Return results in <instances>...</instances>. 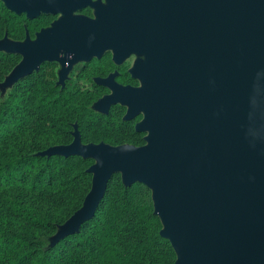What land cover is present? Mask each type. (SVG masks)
Here are the masks:
<instances>
[{
    "label": "water",
    "instance_id": "1",
    "mask_svg": "<svg viewBox=\"0 0 264 264\" xmlns=\"http://www.w3.org/2000/svg\"><path fill=\"white\" fill-rule=\"evenodd\" d=\"M0 1L30 20L65 18L6 52L29 74L107 51L117 63L146 57L132 71L142 87L113 75L100 81L111 91L100 100L104 113L121 105L125 120L143 116L135 130L145 146H84L74 133L48 152L95 161L70 233L94 217L119 173L125 185L152 191L176 264H264V0H106L116 8L94 5L96 20L70 18L92 0Z\"/></svg>",
    "mask_w": 264,
    "mask_h": 264
},
{
    "label": "trees",
    "instance_id": "2",
    "mask_svg": "<svg viewBox=\"0 0 264 264\" xmlns=\"http://www.w3.org/2000/svg\"><path fill=\"white\" fill-rule=\"evenodd\" d=\"M82 14L90 15L87 9ZM54 21V15L27 19L0 1V40H33ZM21 60L18 53L0 52V85ZM55 70L43 63L4 100L0 94V264H176L152 191L141 183L125 185L119 173L109 180L92 219L48 242L83 208L95 165L93 159L50 150L70 145L74 133L84 146L146 145V134L135 130L141 115L125 120L124 106L113 105L106 113L93 108L108 95L92 78L116 70L109 54L62 85L56 84ZM115 80L137 85L124 70ZM80 81L93 89L85 90Z\"/></svg>",
    "mask_w": 264,
    "mask_h": 264
},
{
    "label": "rangeland",
    "instance_id": "3",
    "mask_svg": "<svg viewBox=\"0 0 264 264\" xmlns=\"http://www.w3.org/2000/svg\"><path fill=\"white\" fill-rule=\"evenodd\" d=\"M98 1L100 0H92L89 6L86 8L89 11L90 15L82 14V11H79V12H76L70 15V18L80 19V20H84V19L96 20V17L94 15V10L92 9V5L97 3ZM103 5L106 8V10H111V9L116 8V7L110 6L106 2V0H104ZM54 17H55V21L50 28H52L56 23H59L65 19L62 15H54ZM35 39L30 40V41H35ZM24 43L25 42H14L10 40L9 38L4 37L3 39L0 40V52H5V53L10 52L13 48L22 46ZM108 53L111 56H113V52L109 51ZM145 60H146V57L143 54L133 53L129 56L126 62H128L131 68H133L136 63L144 62ZM21 61L17 66L13 68V70L8 74V76L5 77L3 83L0 85V94H1L2 100H4L7 97V95L10 93V91L13 89V87L17 84L19 80H21L22 78H24L26 75L29 74L28 72L30 69H22ZM46 63L54 64L56 66V70H55L56 84L62 85L65 82L74 80L76 73L79 72L81 66L85 63V60H75V64L71 68H69V70L66 71L63 78H61V74L64 72V69L60 62L52 61V62H46ZM37 70L38 68L36 70H33L32 73L36 72ZM137 82H138V88L143 86V83L140 80H138ZM84 86L87 87V85H84ZM110 94L111 93L107 95H110ZM101 101H99L98 103L94 105V110L98 113H104V111L100 108ZM72 230H74V228L70 225L68 221L65 225H63L62 227L58 229L55 236L52 237L50 240H48V242L53 243L56 240L63 237L64 235L70 233Z\"/></svg>",
    "mask_w": 264,
    "mask_h": 264
},
{
    "label": "flooded vegetation",
    "instance_id": "4",
    "mask_svg": "<svg viewBox=\"0 0 264 264\" xmlns=\"http://www.w3.org/2000/svg\"><path fill=\"white\" fill-rule=\"evenodd\" d=\"M103 2H104V0H100V1H98L97 3H95V4H93L92 5V9L94 10V15H95V17H97V11H96V9H95V7H94V5H96V4H100L105 10H106V8L104 7V5H103ZM86 9V8H85ZM84 10V9H83ZM82 10V11H83ZM109 11L110 10H106V12L109 14ZM109 51H107V52H105L103 55H101L100 57H93V58H90V59H86V58H83V59H75V60H85V63L81 66V68H80V70H79V72H77L76 73V75H75V77L82 71V70H84L85 68H86V66H92V62L94 61V60H96V61H98V60H101L106 54H109L108 53ZM133 54V53H132ZM110 55V54H109ZM131 55V54H130ZM130 55H128L126 58H124L121 62H119V63H117V62H115V56L113 55V56H111L110 55V59H111V62H112V64L114 65V67L116 68V70L113 72V73H110L109 75H107L105 78H92V84L93 85H98V86H101V87H103L104 88V90H105V94H109V93H111V91H110V89L109 88H107L106 86H104V85H101L100 84V81H102V80H105V79H107L109 76H114V82L116 83V84H118L117 83V81L115 80V74L116 75H118L119 74V72H120V70H124L125 71V73H127L128 75H129V77L131 78V79H133L136 83H137V85L136 86H128V87H132V88H138V79L137 78H134V77H132V71L134 70V68H135V66H136V64H135V66L133 67V68H131V66L128 64V62H126V60L129 58V56ZM75 60L69 65V66H67V68L66 69H64V71H66V70H68L69 68H71L74 64H75ZM139 63V62H138ZM143 63V62H142ZM75 79V78H74ZM66 83V82H65ZM81 85H82V87L85 89V90H92L93 88H92V86H91V83L90 82H87V81H80L79 82ZM84 85H87V87L86 86H84ZM118 85H120V84H118ZM120 86H122V85H120Z\"/></svg>",
    "mask_w": 264,
    "mask_h": 264
}]
</instances>
